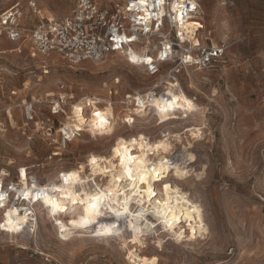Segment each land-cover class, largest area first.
I'll list each match as a JSON object with an SVG mask.
<instances>
[{
    "label": "rangeland",
    "instance_id": "obj_1",
    "mask_svg": "<svg viewBox=\"0 0 264 264\" xmlns=\"http://www.w3.org/2000/svg\"><path fill=\"white\" fill-rule=\"evenodd\" d=\"M118 1L101 0L104 5ZM233 1V8L224 7L228 13L221 18L227 20L223 21L224 30L219 27L209 35L212 42L232 43L222 62L203 71L188 68L179 75L186 94L195 97L198 105L210 107L207 129H200L196 138L182 133L183 128L200 125L204 108L164 125L157 124L152 114L136 118L129 126L121 122L123 110L118 101L153 81L122 55L109 53L101 62L72 65L56 53L32 55L27 41L16 44L0 36V109L8 107L4 98L11 91L16 92V100L34 98L42 102L56 98L62 84L72 97L66 113L58 116L49 114L48 103L40 104L34 121L25 129L20 110L12 111L13 127L1 111L0 122L6 129L0 131V169L14 175L26 167L39 181H45L58 171L81 166L89 153L103 152L114 138L132 134L140 126L151 139L160 131L180 133V141H172L173 155L178 156L184 141L190 140L188 150L195 161L187 181H177L201 205L208 233L203 239L179 241L162 234L161 248L147 239L148 245L141 251L156 258L157 264H264V104L260 99L264 90V0ZM28 2L0 0V13L19 3L23 11L20 23L30 29L44 19L32 13ZM206 2L212 9L215 0ZM74 3L36 0L37 7L55 19L67 16ZM86 95L113 101L115 133L94 138L85 130L61 149L53 143L59 139L57 128L70 115V104ZM47 124L55 128L50 136ZM168 179L176 181L172 174ZM36 214V228L31 234L10 236L0 231V264H132L116 237L74 236L64 242L51 220L43 219L38 208Z\"/></svg>",
    "mask_w": 264,
    "mask_h": 264
},
{
    "label": "built area",
    "instance_id": "obj_2",
    "mask_svg": "<svg viewBox=\"0 0 264 264\" xmlns=\"http://www.w3.org/2000/svg\"><path fill=\"white\" fill-rule=\"evenodd\" d=\"M218 4L230 8L235 5L233 0H218ZM28 6L32 13L39 15L36 0H29ZM22 13L19 3L0 13V36L16 44L27 41L32 55L56 53L74 65L84 61L101 62L107 54L119 53L129 64L140 67L146 78L153 79L144 90L133 91L118 101L123 110L121 122L128 126L135 123L139 113L145 111L151 114L157 100L161 102L160 107L166 109L167 100L170 99L166 94L167 89L177 91L180 88L179 75L183 70L193 68L203 71L220 64L232 44L227 41L212 42L209 37L202 36L204 24L198 0H120L109 5H104L101 0H75L67 16L59 19L42 18L44 21L30 29L21 25ZM189 22L194 24L191 32L182 27ZM131 50L136 53L134 58L129 55ZM2 79L3 69L0 68V92L3 91ZM58 88L61 93L56 98L42 102L34 98L16 100V92L11 91L4 98L8 107L0 109V112H4L7 120L8 112L12 115L14 109L20 110L23 129L34 121L36 110H39L43 102L48 103L49 114L52 116L65 114L68 100L72 97L66 94L64 85L61 84ZM89 97L94 100L96 107H104L100 104L105 105V101L97 96ZM190 98L195 101V97ZM260 99L264 104V90ZM81 100V126L65 129L64 123H61L57 128L59 139H54L53 143H57L61 149L88 129L90 106L84 98ZM203 108L200 125L183 129H207L206 115L210 113V107ZM193 112L195 111L183 112L182 108L174 106L170 116L184 118ZM176 119L171 118L169 121ZM156 123L159 124L158 120ZM2 129L6 128L0 122V131ZM45 129L50 136L53 133L51 129L55 128L47 124ZM23 168L24 176L21 175L20 168L14 175L8 170L3 172L0 169V197L3 198L0 200V231L4 233L6 224L3 217L8 211L16 210L21 215L33 214L37 218L38 201L45 194L55 197L47 180L39 181L26 167Z\"/></svg>",
    "mask_w": 264,
    "mask_h": 264
},
{
    "label": "bare ground",
    "instance_id": "obj_3",
    "mask_svg": "<svg viewBox=\"0 0 264 264\" xmlns=\"http://www.w3.org/2000/svg\"><path fill=\"white\" fill-rule=\"evenodd\" d=\"M39 16L54 18L53 14L41 9ZM182 27L191 32L194 24L189 22ZM129 55L134 58L136 53L131 50ZM166 94L170 97L166 109H162L161 102L157 100L151 112V116L156 117L159 124H166L171 118H177L170 116L174 106L182 108L183 112L201 111L203 108L181 87L177 91L168 88ZM82 98L90 106L86 129L90 136L95 138L114 135L112 102L98 97L105 101L104 107L99 108L89 96ZM82 98L71 103L70 115L63 122L65 129L78 128L83 123ZM149 114L143 111L138 118ZM8 116L9 124L13 127L15 120L10 112ZM139 128L132 134L114 138L113 143L103 152L89 153L81 166L58 171L49 177L47 185L55 197L45 194L36 207L43 219L51 220L52 228L64 242L74 236L116 237L122 248L126 249L132 264H157L156 258L146 256L141 251L148 245L147 239H153L154 245L161 248L164 236L175 241L183 238L203 239L208 233V227L201 205L191 199L178 182L187 181L193 168L195 158L188 150L191 147L190 140L184 141L186 143L181 147L182 152L175 156L172 141L174 138L180 141V133L160 131L159 136L151 139L141 129L143 127ZM185 132L191 138L201 135L197 128L185 129L182 133ZM1 171L5 172L6 169L1 168ZM20 173L25 175L23 168H20ZM171 174L176 181H169L168 176ZM202 174L203 171L195 176ZM149 189L155 192L154 196L150 195ZM96 197H99L98 201ZM94 203L97 204V210L91 207ZM3 218L5 233L8 234L9 231L10 236L34 232L37 218L33 214L21 215L12 210ZM105 230L110 235H102Z\"/></svg>",
    "mask_w": 264,
    "mask_h": 264
},
{
    "label": "crops",
    "instance_id": "obj_4",
    "mask_svg": "<svg viewBox=\"0 0 264 264\" xmlns=\"http://www.w3.org/2000/svg\"><path fill=\"white\" fill-rule=\"evenodd\" d=\"M201 6V19L204 24V29L201 31L202 36L209 37L211 33L215 32L219 27L224 30L225 23L222 20L223 17H227L228 13L226 8L218 5L217 0L211 5L213 8H208L206 0H198ZM218 15V16H217ZM216 16V17H215ZM223 27V28H222ZM212 41V39H210Z\"/></svg>",
    "mask_w": 264,
    "mask_h": 264
},
{
    "label": "snow or ice",
    "instance_id": "obj_5",
    "mask_svg": "<svg viewBox=\"0 0 264 264\" xmlns=\"http://www.w3.org/2000/svg\"><path fill=\"white\" fill-rule=\"evenodd\" d=\"M97 115H99L98 113H97ZM129 179H131V176H129ZM65 182H67V181H65ZM165 188H167V185H165ZM149 192H150V195H152V196H154L155 195V192H153L151 189H149ZM25 198H27V194H25ZM3 198L2 197H0V200H2ZM97 201L99 200V197H96L95 198ZM0 207H2V205H0ZM91 207H92V209L93 210H97V204H92L91 205ZM61 211H63V209H60ZM0 227H2V225H0ZM102 235H110V233L107 231V230H105V232L104 233H101Z\"/></svg>",
    "mask_w": 264,
    "mask_h": 264
}]
</instances>
